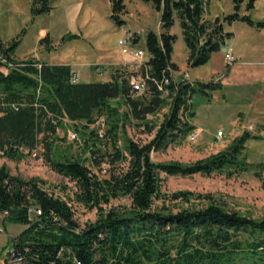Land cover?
I'll return each instance as SVG.
<instances>
[{
  "label": "trees",
  "instance_id": "trees-1",
  "mask_svg": "<svg viewBox=\"0 0 264 264\" xmlns=\"http://www.w3.org/2000/svg\"><path fill=\"white\" fill-rule=\"evenodd\" d=\"M126 1L110 0L111 19L119 28L126 25ZM139 1L152 3L162 13L161 33L146 35L149 59L142 67L150 69L144 72L146 88L141 93L131 84L134 74L123 69L114 68L108 82L73 83L75 74L68 65L15 59L21 35L9 43L0 40L2 157L18 161L37 150L53 171L76 183L78 201L88 209L103 211L113 199L131 200L128 209L103 212L95 223L82 227L66 200L50 194L36 179L23 180L0 168V215L7 213L0 219L26 226L12 240L16 259L21 264H264V218L253 219L215 204L177 213L154 209L156 200L167 198L161 192L163 175L237 176L249 168L247 142L260 137L246 131L226 150L189 165L158 163L151 157L153 151L179 143L195 130L191 122L196 94L209 96L223 88L221 81H175L179 71L172 62L175 14L189 52L188 66L197 68L232 39L225 24L254 25L240 12L245 3L252 11L259 0H232L234 13L213 21L205 18L207 0ZM52 9L51 0H30L33 18ZM46 42L48 37L41 41ZM114 101H122L128 111L121 114ZM169 105L170 112L151 142L141 145L128 137L122 142L128 122L153 133L149 116ZM65 120L81 136L87 158L76 155L74 145L58 137ZM103 166L108 169L100 177L93 169L102 171ZM258 176L264 184V177ZM192 196L182 192L173 199L189 201Z\"/></svg>",
  "mask_w": 264,
  "mask_h": 264
},
{
  "label": "rangeland",
  "instance_id": "rangeland-1",
  "mask_svg": "<svg viewBox=\"0 0 264 264\" xmlns=\"http://www.w3.org/2000/svg\"><path fill=\"white\" fill-rule=\"evenodd\" d=\"M126 5L127 12L123 16V20L127 23L120 29L121 33L119 35L120 37H125L128 32L132 33L133 37L140 38L137 48L144 50L146 47V32L157 34L161 31L162 13L152 3L139 0H127ZM25 6L28 8V15L30 16V2L27 5L25 4V0H21V12H19L21 16L15 22L16 27H8V0H0V40L2 42L9 43L19 35L23 39L26 33L27 37L25 41L27 38L29 41L31 40L33 31H36L37 25L27 22V28L20 27L23 24V18L26 16V12H23ZM233 13L234 5L232 0H207L205 13L207 20L213 21L217 17L223 19ZM240 14L250 16L254 25H250L244 21H238L232 25L225 24L226 32L233 34L232 40L227 45H233L235 56L238 53H245L252 62H264V27L258 26V23H264V1L259 0L252 11L246 10L245 3ZM42 16L44 17L41 18L43 19L41 21H45L46 25L49 26L51 20L46 18L47 15ZM134 32L137 34H134ZM173 32L180 38L175 47L174 59L181 66H184L188 53L177 14H175ZM226 46L221 51L212 55L207 66L195 68L197 69L195 73L190 70V76L193 77L196 73H202L207 78L206 83L211 82L209 81L211 79L222 77L225 71L223 56L225 48H227ZM73 49L74 54L72 57L80 56L75 55L77 52H80V48L75 46ZM23 50L24 47L18 55H15L16 59L23 60L33 57V55H20ZM38 56L44 57V55ZM251 68L249 67L248 69ZM107 76L106 73H103L102 76L96 77L94 80L100 81ZM177 76V80L184 77ZM78 80L79 82L83 81L80 76H78ZM212 81L219 82L220 80ZM256 91V89H252L250 91L251 94L249 91H243V93L239 91L235 92L227 85L225 88L223 86L222 89L210 91L209 96L196 94L193 97L196 116L191 122L195 126V130L185 140L176 144H169L166 149L151 153L152 160L158 163L179 162L189 165L226 150L236 138L248 131L260 137L251 139L246 144L245 155L249 164L248 170L231 178L223 173H214L210 176L198 174L187 177L163 175L164 181L161 192L167 198L156 200L154 209L177 213L184 209H202L215 204L253 219L259 220L264 218V184L258 178V174L264 177V114L259 113L262 109L256 108L258 102L251 104L252 101H249V96H254ZM245 92H247L246 97ZM252 96L251 98L253 99ZM113 103L120 110L121 114L128 111L127 106L122 101H114ZM261 103L264 104V102ZM169 112L170 105L157 115L149 116L150 121L155 125L153 133H148L145 127H135L133 122H128L121 132L122 142L128 137L141 145L148 144L155 138L159 126L165 117L168 116ZM73 125L70 121L65 120L63 127L58 130V137L65 138L67 141L66 145H74L72 148L74 153L85 159L88 157V153H85L81 145V136L74 131ZM70 132L75 133L78 140H71L69 138ZM195 133L199 134L198 137H194ZM221 133L222 135L220 136ZM33 154L34 151L26 155L22 160L13 161L2 157L0 153V168L5 167L11 175L23 180L36 179L40 182L43 189L47 190L50 194L66 200L73 208L75 220L82 227L95 223L103 212L112 209H128L130 207L131 200L123 197L111 200L108 205L103 206V211L97 208L88 209L83 203L78 201V187L76 183L53 171L44 162L43 157L39 155L35 157ZM102 169V171L98 169H93V171L100 177H103L106 175L105 171L108 169V166H103ZM182 192L192 193L191 200L173 199L174 195ZM1 229L5 233L0 236V262L6 264L13 238L25 230L26 226L21 224L6 225L3 219H0Z\"/></svg>",
  "mask_w": 264,
  "mask_h": 264
},
{
  "label": "crops",
  "instance_id": "crops-1",
  "mask_svg": "<svg viewBox=\"0 0 264 264\" xmlns=\"http://www.w3.org/2000/svg\"><path fill=\"white\" fill-rule=\"evenodd\" d=\"M20 1L21 0H8V27H16L15 22H17L21 16L19 13L21 12ZM29 2L30 0H25V4L28 5ZM51 3L53 9L49 14H46V18L51 20L49 26L46 25L45 21H41L43 20L41 18L44 16L41 15L33 18L31 13L30 16L28 15V8H26V6L24 7L25 10L23 9V12H26V16L23 18V24L20 27L27 28L28 25L26 23L31 22L33 25H37V29L36 31L34 30L35 32L33 31L30 41L28 38L25 41L27 37L26 33L14 56L18 55L20 50L24 47L20 55H33L32 58L49 65H68L71 67L74 74L83 79L81 82L85 83H104L110 81L114 68H120L126 72L133 73L134 76H132L131 81L133 79L142 78L144 72L146 74V68L142 67L133 56L124 54L118 45L119 39L123 37L119 35L122 27L119 28L116 26L111 19L112 5L110 0H51ZM109 19L111 20L110 22ZM173 28L171 33L176 34L173 32ZM160 33L161 31L157 34L159 35ZM134 34L137 33L134 32ZM147 34L148 32H146V35ZM69 35H75L77 38L69 39ZM132 35V33L128 32L125 37H131L133 47L137 48L140 38H135ZM47 37L50 42L42 44L41 41ZM136 40H138V43H136ZM179 40L180 38L177 35V41L174 45L172 54V62L179 67V71L174 73L175 81H182V79L177 80V75L181 77L187 75L192 82L200 81L206 83L207 78H205L202 73H196L193 77L190 76L189 71L191 70L195 73L197 69L188 66V49L186 64L184 66H181L175 61V47ZM75 46L80 48V52H77L75 55L80 56L72 57L74 54L73 47ZM228 46L233 47L232 44H228L226 47ZM226 49L227 48H225V53ZM143 51L146 52V47ZM38 55H44V57H39ZM224 57L225 54L223 56L225 76L223 74L222 77L208 80H220L224 88L228 85L235 92L239 91L243 93V91L250 92L252 89H256L257 91L254 96H249V101H252L251 104H256L258 102L256 108L262 109L259 113L264 114V104L261 103L264 102V62H252L245 53H238V55H236L238 62L227 69ZM148 59L149 56L146 52L145 61L147 62ZM208 64L209 63L202 67ZM249 67L252 68L248 69ZM143 68L145 70H143ZM103 73H106L108 76L100 81L94 80L96 77L102 76ZM246 96L247 92H245V97ZM0 264L3 263L0 262Z\"/></svg>",
  "mask_w": 264,
  "mask_h": 264
},
{
  "label": "built area",
  "instance_id": "built-area-1",
  "mask_svg": "<svg viewBox=\"0 0 264 264\" xmlns=\"http://www.w3.org/2000/svg\"><path fill=\"white\" fill-rule=\"evenodd\" d=\"M262 1H264V0H262ZM131 40H132L131 37H122L121 39H119L118 45L124 54L133 56L135 59L138 60V63L141 66H144L146 63V61H145L146 52L143 51L142 49H138V48L133 47ZM224 62H225L226 68H230L238 62V59L235 56L234 49L232 46L227 47L225 57H224ZM149 69H150V67L146 68L147 72ZM182 80L187 81V82H192L187 75H184ZM72 82L73 83L79 82L78 76L76 74L74 75ZM167 83H168V81H167ZM131 84L134 87L135 91L141 93V92L145 91V88H146V77L143 76L142 78H139V79H133L131 81ZM198 135H199L198 133H195L194 137H198ZM221 135H222V133L220 134V136ZM69 138L71 140H75V139L78 140L77 135L75 133L69 134ZM37 155H38V152H37V150H35L33 156L36 157ZM6 214L7 213L0 215V218H3ZM38 214L41 215V212L38 211ZM4 233H5V231L3 229H1L0 230V236H2ZM6 264H21L20 260L16 259L13 247H11V249L9 250V257H8Z\"/></svg>",
  "mask_w": 264,
  "mask_h": 264
}]
</instances>
